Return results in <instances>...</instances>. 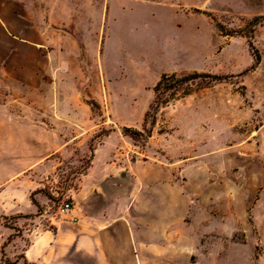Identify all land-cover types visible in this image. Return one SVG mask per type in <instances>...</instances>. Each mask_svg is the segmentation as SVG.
I'll list each match as a JSON object with an SVG mask.
<instances>
[{
	"label": "rangeland",
	"instance_id": "rangeland-1",
	"mask_svg": "<svg viewBox=\"0 0 264 264\" xmlns=\"http://www.w3.org/2000/svg\"><path fill=\"white\" fill-rule=\"evenodd\" d=\"M91 174L164 188L142 264H264V0H0V264H47L25 251Z\"/></svg>",
	"mask_w": 264,
	"mask_h": 264
},
{
	"label": "crops",
	"instance_id": "crops-1",
	"mask_svg": "<svg viewBox=\"0 0 264 264\" xmlns=\"http://www.w3.org/2000/svg\"><path fill=\"white\" fill-rule=\"evenodd\" d=\"M97 160L95 155L90 172ZM90 177L93 178L92 174L83 176L79 183V208L73 209L76 221L54 224L51 230L36 235L35 240L32 238L25 251L26 259L54 264L59 257L74 252L97 264H126L130 255L136 264H142V254L149 249L146 246L163 254L167 226L160 212L165 204L160 183L151 195L150 179L146 176L126 175L121 180L110 174L105 180H89ZM151 204L157 206L152 214ZM190 243L193 255V239Z\"/></svg>",
	"mask_w": 264,
	"mask_h": 264
},
{
	"label": "trees",
	"instance_id": "trees-1",
	"mask_svg": "<svg viewBox=\"0 0 264 264\" xmlns=\"http://www.w3.org/2000/svg\"><path fill=\"white\" fill-rule=\"evenodd\" d=\"M199 75L200 74L198 73L183 76H178L176 74H164L154 87L155 100L150 108L157 111L160 107L166 106L172 101H176L182 97L190 95L194 80L199 77ZM208 77L213 80L218 79L216 76L214 77L210 75Z\"/></svg>",
	"mask_w": 264,
	"mask_h": 264
},
{
	"label": "built area",
	"instance_id": "built-area-1",
	"mask_svg": "<svg viewBox=\"0 0 264 264\" xmlns=\"http://www.w3.org/2000/svg\"><path fill=\"white\" fill-rule=\"evenodd\" d=\"M60 213L63 216L70 217L71 219L76 220L75 217H72V205L70 202H66L61 208Z\"/></svg>",
	"mask_w": 264,
	"mask_h": 264
}]
</instances>
